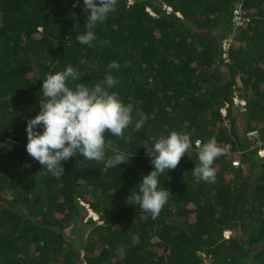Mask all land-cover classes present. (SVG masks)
I'll use <instances>...</instances> for the list:
<instances>
[{"label": "trees", "instance_id": "obj_1", "mask_svg": "<svg viewBox=\"0 0 264 264\" xmlns=\"http://www.w3.org/2000/svg\"><path fill=\"white\" fill-rule=\"evenodd\" d=\"M74 3L0 0V264H264V156L245 136L264 135V0H118L92 47L77 41L86 13ZM68 66L73 88L111 72L133 124L148 117L128 143L105 134L107 155L133 153L117 169L74 155L53 177L26 151L42 79ZM172 131L192 147L161 174L170 196L153 220L134 204L153 167L141 144ZM213 137L230 153L209 184L192 169L195 142Z\"/></svg>", "mask_w": 264, "mask_h": 264}, {"label": "clouds", "instance_id": "obj_2", "mask_svg": "<svg viewBox=\"0 0 264 264\" xmlns=\"http://www.w3.org/2000/svg\"><path fill=\"white\" fill-rule=\"evenodd\" d=\"M80 0H75L74 7ZM118 0H83L82 11L86 13V30L77 31L80 44L93 46L97 39L93 28L106 21L109 14L117 10ZM109 69H119L113 61ZM78 79L76 70L68 66L62 72L48 74L42 79V95L39 113L27 121L26 151L53 177H60L64 172V161L74 155L88 161L103 162L106 168L117 169L122 163H128L133 153L114 152L107 155L106 147L110 143L105 134L121 137L125 143L131 141V135L125 136V130L132 126V131L139 132L148 119L143 112L137 111L133 124V107L125 104L116 92L109 91L117 84V79L107 72L104 78L94 85L78 83L69 86V81ZM42 129V130H41ZM147 156L153 166L138 184L134 195L139 211L151 214L155 220L167 203L170 191L160 187L161 174L175 169L181 157L192 147L190 134L172 131L166 136L153 138L152 142H143ZM198 159L192 169L193 175L212 184L216 181L213 167L217 157L224 155L226 147H221L213 137L199 145ZM146 218V217H145ZM121 258L126 255L124 247L118 249Z\"/></svg>", "mask_w": 264, "mask_h": 264}, {"label": "built area", "instance_id": "obj_3", "mask_svg": "<svg viewBox=\"0 0 264 264\" xmlns=\"http://www.w3.org/2000/svg\"><path fill=\"white\" fill-rule=\"evenodd\" d=\"M239 103L244 105L245 102L238 99ZM245 136L246 138L248 139V141L250 142V149H254V150H258L259 154L261 156H264V135H263V132H261L259 129H250V130H247L245 132ZM197 142H199V145L201 146V142L200 140H197L195 142V147L197 149H199L198 145H197ZM228 153H230L228 151V147H226ZM242 152H238V153H235L233 156V158L231 159L232 161V165L234 167H244L243 163H242V160H241V157H240V154ZM237 154V155H236Z\"/></svg>", "mask_w": 264, "mask_h": 264}, {"label": "rangeland", "instance_id": "obj_4", "mask_svg": "<svg viewBox=\"0 0 264 264\" xmlns=\"http://www.w3.org/2000/svg\"><path fill=\"white\" fill-rule=\"evenodd\" d=\"M238 93V92H237ZM8 197L9 198H11V196H10V194H8ZM89 216H94V218L95 219H97V216L93 213V212H91V211H89V214H88ZM91 225H86V226H84L83 228H82V230H80V235H82V236H84L85 237V239H86V237H87V235H88V233H89V230L91 229ZM74 232H71L70 233V235H72V237H75L76 236V234H73ZM227 236H229V235H227ZM229 241H232L233 240V237H230L229 236V239H228ZM84 253H82V255H83ZM83 257V256H82ZM204 264H210V261L209 260H206L205 262H204Z\"/></svg>", "mask_w": 264, "mask_h": 264}]
</instances>
